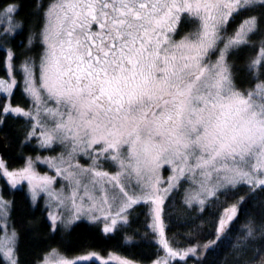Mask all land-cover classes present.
<instances>
[{
    "label": "snow or ice",
    "instance_id": "1",
    "mask_svg": "<svg viewBox=\"0 0 264 264\" xmlns=\"http://www.w3.org/2000/svg\"><path fill=\"white\" fill-rule=\"evenodd\" d=\"M257 4L264 7V0H51L39 63L29 58L19 67L35 115L11 106L0 112L35 120L29 137L40 130L42 147H64L56 160L42 162L56 167L57 177L67 183L54 192L49 187L54 178L38 175L31 159L19 171H8L0 161V177L12 187L18 186L17 178L27 181L33 202L39 192L61 205L67 201L76 208V219L84 215L104 223V233L116 228L117 218L126 223L124 214L133 204L163 202L162 168L173 173L163 192L184 179L191 186L185 203L200 205L201 211L225 190L264 188V39L247 63L244 83L228 62L230 53L250 45L264 16H248L231 33L228 26ZM17 11L16 5L0 8V38L19 27ZM182 17L195 28L177 39ZM13 57L9 50L0 94L11 95L16 86ZM77 155L91 163L74 164ZM109 162L117 167L115 174L103 170ZM109 192L112 204L119 203L115 217L97 216V203L109 204ZM10 206L0 197V261L18 264L17 233L8 226ZM236 211L233 206L220 219L216 238L205 249L220 242ZM154 212L158 220L159 207ZM48 220L55 231L57 216L50 213ZM252 231L248 228V235ZM177 255L194 257L197 248L183 254L169 249V256ZM94 258L99 259L93 254L69 260L51 249L41 264Z\"/></svg>",
    "mask_w": 264,
    "mask_h": 264
},
{
    "label": "trees",
    "instance_id": "2",
    "mask_svg": "<svg viewBox=\"0 0 264 264\" xmlns=\"http://www.w3.org/2000/svg\"><path fill=\"white\" fill-rule=\"evenodd\" d=\"M50 3L51 0H0V8L11 4L18 7L15 15L21 21V30L9 39L0 38V41L10 45L14 53L11 64L17 82L10 101L24 108H30L32 101L24 91L19 67L29 58L39 63L38 58L43 52L40 33L45 24L44 13ZM252 15L257 18L264 16V7L257 4L252 11L236 16L230 22L228 32L231 33L243 19ZM194 28L190 20L183 18L177 28L176 38ZM261 39H264V21L260 23V31L252 36L250 45L229 54L228 61L233 66L238 82L247 80V63L256 55ZM7 53L6 46L1 45L0 79L8 78ZM7 99V94H0V109L6 106ZM0 121V132L9 148V154L3 160L10 169L21 167L29 155L37 152L35 145L27 141L31 120L25 116L0 112ZM1 187L3 197L11 205V224L18 233L15 251L19 264H39L51 249H59L68 256L92 251L103 254L117 252L140 264H149L163 253L158 234L153 228L149 203L134 205L129 212L128 222L118 225L112 233H104L100 224L86 220H80L69 228L59 225L53 231L49 227L47 209L42 202L34 204L24 186L12 187L2 179ZM188 188L189 182L183 179L167 195L163 206L167 240L175 249L214 240L225 211L234 204L238 205V211L214 248L206 249L201 256L177 259L170 264H264V188L250 190L249 185H243L225 190L223 194L211 198L202 211L198 205L190 207L185 203ZM242 197L243 203H240ZM248 228L253 230L251 235H248ZM0 264L7 263L0 261ZM79 264L101 263L89 261Z\"/></svg>",
    "mask_w": 264,
    "mask_h": 264
},
{
    "label": "rangeland",
    "instance_id": "3",
    "mask_svg": "<svg viewBox=\"0 0 264 264\" xmlns=\"http://www.w3.org/2000/svg\"><path fill=\"white\" fill-rule=\"evenodd\" d=\"M11 5H16V4H11ZM182 19H183V17H182ZM182 19H181V21H182ZM15 20L18 22L19 27L16 30H14L12 33H10L9 35H7L5 37V39H9L14 33H16L19 30H21V21L17 18L16 15H15ZM179 25H180V23L177 25V28H179ZM5 26H7V25H5ZM177 39H179V38H177ZM1 45H3V46L5 45L6 48L8 49V51L10 50L13 53V50H12V48H11L10 45L4 44L3 42L1 43V41H0V46ZM212 59H215V56H213ZM23 75L24 74L22 73V79H23ZM14 78H15V76H14ZM15 80H16V78H15ZM16 82H17V80H16ZM23 87H24V79H23ZM13 89H14V87L11 89V94H12ZM4 93L7 94V96L9 97V99H7V102H6V106L20 107L21 109H24L25 111H32L33 115H35V110L32 109V105H31L30 108H24V107H21V106H18V105H14L10 101V96L11 95H9L8 92H4ZM35 123H36L35 120H31V128H30V130L32 129L33 124H35ZM27 141L30 144H34L35 147L37 148V152L35 154H33V155H29L28 158H27V160L31 159L33 161V169H34V171L38 175H41V176L46 175L48 177H53L55 182L52 183L49 187L54 192H60L61 188H63L66 185L67 181H65L62 177H57V175H56V167L50 166L48 163H43L42 161L45 160V159H48L49 161L56 160V158L60 157L61 154L65 151L64 147L62 145L58 144V143L57 144H54L52 147H47V148L46 147H42L41 144H42V141H43V136L41 135V131L40 130H37L35 136L29 137V135H28ZM37 158H39V159H37ZM0 161H2L5 164L6 169L8 171H19L20 169H23L26 166V162H25V164L23 166H21V167L14 168V169H10V168L7 167L6 162L3 159H0ZM73 163L74 164L75 163H79L80 165H82L84 167H87L91 163V161L89 160V158L87 156L77 155V157L75 158V160H73ZM63 167H67V165H63ZM103 170L109 172L110 174H115L118 169H117V167L114 164H112L111 162H109V163H107V164H105L103 166ZM171 175H173V173L171 172V170L169 168H162L160 170V172H159V178L163 182L160 185H158V188L161 190L160 193H159V195H160V197H161V199H162L163 202L160 203L159 205H157L156 203H153L151 201L147 202V203L150 204L151 209H152L153 228H154V230L158 234V240H159V243H160V245H161V247L163 249L162 255L160 257H158L155 261H153V262H151L149 264H170L174 260L180 259V256L179 255H177L176 257L169 256V249H171L173 252H176L178 254H183L189 248H197V255L196 256L197 257L198 256H201V255L204 254V252L206 250L203 246L205 244H208L210 242V241H208V242H206L204 244H201V245L189 246V247H186V248H183V249H175V248H173L169 244V242L167 240L166 227H165V222H164V217H163V206H164V202H165V199H166L167 195L176 186H178V184L183 180V179L179 180V182L176 184V186L173 189H171L167 194H165L163 192V189L168 187L167 181H168V179H169V177ZM2 179H4L5 181H7L10 185H11V181L7 177H0V197H2L4 201L8 202L3 197V195H2V187H1V180ZM17 180H18V186H20V187L21 186H24L27 189V191H28V193H29V195L31 197L30 185H28L27 181H19V178H17ZM108 187L111 188V184L110 183L108 184ZM190 187L191 186H190V183H189L188 191L190 190ZM117 191H118V189H117ZM66 194H67V192H65V195ZM111 195H112V193L109 192V204L100 205L99 203H97V207H96V215L97 216L103 217L105 215H109L110 214L111 216L115 217V213H116V211L119 208V203L112 204ZM138 195H139V193H138ZM210 199L211 198H209L208 201ZM39 202H42L43 205L45 206V208L47 209L48 216H49L50 213L57 216L58 227H59V225H61L64 228H69L73 224H75L76 222H78L80 220H86L88 222H91V218L88 217V216H84V215H81V218L80 219H76L75 218L76 217V208L72 204H70L67 201H65V203L63 205H61V204L58 203V201L56 199H50L49 196H48V194H47V192H39L37 194L36 200L33 203L34 204H38ZM207 202H206V204H207ZM206 204L203 206V208L206 206ZM79 205H80V201L78 199L77 200V206H79ZM110 205H111V207H110ZM134 205H136V204H133L128 209L127 213L124 214L126 216L127 222L129 220V212H130L131 208ZM88 206H89V204L86 202L84 204V207L86 208ZM198 206L201 208L200 205H198ZM233 206H236L237 211H238V205L237 204H234ZM157 207H159V219L158 220H156V218H155V212H154V209H156ZM232 207H230L229 209H231ZM229 209H227L225 211V213L228 212ZM237 211H236V214H237ZM9 212H10V210H9ZM225 213H224L223 217L225 216ZM234 217L235 216H233V218ZM61 218H63V221H64L63 223H60ZM117 219H118L117 226L120 225V224H124V223H119V219L120 218H117ZM231 220L227 222V226L231 222ZM91 223H93V222H91ZM95 223L100 224L101 227H102V229L105 226L104 223H101V222H95ZM109 223H110V221H109ZM8 226H9V229L10 230L11 229H14L15 230V228L11 224L10 217L8 218ZM227 226H226V228H227ZM112 232H110V233H112ZM16 233H17V231H16ZM17 237H18V233H17ZM214 240H211V241H214ZM165 243L167 244V248L165 247ZM56 250H58L61 253V255L65 256L69 260L76 259V258H78L80 256H83V255H93L94 254V256L95 257H98L99 259H95L94 258V259L89 260V261H97V262H99L101 264H103L104 261H108V264H119L120 261H126L127 264H140V263L134 262V261L126 258L122 254L117 253V252H111V253H108V254H103L101 252L92 251V252H88V253H85V254L68 256V255L64 254L63 252H61L59 249H56ZM15 257H16V251H15ZM89 261H80L79 263H85V262H89ZM39 264H41V263H39Z\"/></svg>",
    "mask_w": 264,
    "mask_h": 264
},
{
    "label": "water",
    "instance_id": "4",
    "mask_svg": "<svg viewBox=\"0 0 264 264\" xmlns=\"http://www.w3.org/2000/svg\"><path fill=\"white\" fill-rule=\"evenodd\" d=\"M9 154V148L6 143L5 137L0 132V156L5 158Z\"/></svg>",
    "mask_w": 264,
    "mask_h": 264
},
{
    "label": "flooded vegetation",
    "instance_id": "5",
    "mask_svg": "<svg viewBox=\"0 0 264 264\" xmlns=\"http://www.w3.org/2000/svg\"><path fill=\"white\" fill-rule=\"evenodd\" d=\"M0 159H3V157L0 156Z\"/></svg>",
    "mask_w": 264,
    "mask_h": 264
}]
</instances>
